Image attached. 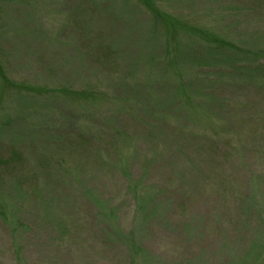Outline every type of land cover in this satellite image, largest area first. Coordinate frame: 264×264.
Returning a JSON list of instances; mask_svg holds the SVG:
<instances>
[{
  "label": "rangeland",
  "instance_id": "rangeland-1",
  "mask_svg": "<svg viewBox=\"0 0 264 264\" xmlns=\"http://www.w3.org/2000/svg\"><path fill=\"white\" fill-rule=\"evenodd\" d=\"M148 1L0 0V264H264V0Z\"/></svg>",
  "mask_w": 264,
  "mask_h": 264
},
{
  "label": "trees",
  "instance_id": "trees-1",
  "mask_svg": "<svg viewBox=\"0 0 264 264\" xmlns=\"http://www.w3.org/2000/svg\"><path fill=\"white\" fill-rule=\"evenodd\" d=\"M143 2H144L146 5H148L149 7H153V5L151 4L150 1H148V0H143ZM155 17H157V18H156L157 21H158L160 24H162V25L164 26L163 28L167 27L169 24L173 25L174 22H175V21H174L173 19H171L169 16L164 15V13H162V12H160V11H156V12H155ZM184 25H186V24H184ZM175 27H182V25H179V24L176 23V26H175ZM175 27L173 28L172 31H170V32L168 33V35L174 34V32L177 31V30H175ZM184 29H186V28L184 27ZM192 30L195 31V29H191V31H192ZM195 32H196V31H195ZM187 33H190L189 30H188V28L186 29L185 34H187Z\"/></svg>",
  "mask_w": 264,
  "mask_h": 264
}]
</instances>
